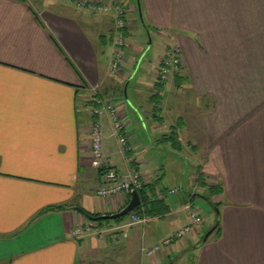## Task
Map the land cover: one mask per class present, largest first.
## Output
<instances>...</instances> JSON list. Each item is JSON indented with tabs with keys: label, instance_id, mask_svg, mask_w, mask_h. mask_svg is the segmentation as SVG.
Instances as JSON below:
<instances>
[{
	"label": "crops",
	"instance_id": "obj_1",
	"mask_svg": "<svg viewBox=\"0 0 264 264\" xmlns=\"http://www.w3.org/2000/svg\"><path fill=\"white\" fill-rule=\"evenodd\" d=\"M69 1L75 7L61 0H0V264H88L97 258L99 264H175L173 256L195 232L157 256L141 252L143 244L153 246L189 222L183 204L194 201L180 195L173 203L172 191V210L134 224L126 238L119 232L103 239L72 234L79 225L98 226L78 206L112 214L125 205L120 196L98 195L103 180L92 165L91 99L114 104L130 137L127 153L110 149L106 138L109 166L124 174L135 160L145 183L164 188L150 163L134 157L140 144L129 131L127 106L166 127L161 106L167 84L188 91L189 101L173 96L180 113L164 134L177 127L182 147L194 151V182L202 174L204 182L224 188L212 197L219 208L210 204V227L220 219L219 234L213 231L200 246L190 243L194 264H264V0H135L136 10L127 0L130 41L119 74L111 70L114 17ZM136 15L162 44L142 68L147 43L134 37ZM170 43L182 47L183 65L157 99L152 80ZM123 82H129L125 95ZM131 98L142 103L140 111ZM112 118L104 113L100 122L112 125ZM58 205L64 207L46 210Z\"/></svg>",
	"mask_w": 264,
	"mask_h": 264
},
{
	"label": "built area",
	"instance_id": "obj_2",
	"mask_svg": "<svg viewBox=\"0 0 264 264\" xmlns=\"http://www.w3.org/2000/svg\"><path fill=\"white\" fill-rule=\"evenodd\" d=\"M79 7L87 10L90 13H106L114 17V36L113 45L115 48L114 59L112 61L111 70L114 74L122 71L123 65L127 59L125 48L130 41L124 32L127 26L125 15L128 8L125 6L123 0H76ZM182 47L178 43H170L165 50V53L159 59L155 69L158 73L152 80L153 86L156 82L164 84L169 76L182 68ZM155 67V66H154ZM156 92L161 90L155 89ZM97 106L92 108V113L95 118L90 124L91 144H92V165L97 169H102L101 176L103 185L98 189V195L106 198L120 196L123 204H126L128 196L133 190L139 191L144 185L142 172L136 167L131 166L126 173L120 174L116 169L109 166L105 161L103 152V134L102 124L99 116L103 113H110L112 115V134L121 145L122 152L127 153L130 150V137L123 131V123L119 120L115 110V106L101 98L95 99ZM132 161V160H131ZM172 192L174 190H171ZM161 197L162 194L160 193ZM184 210L189 216V222L176 232L170 234L163 240L147 246H141V252L147 256L154 257L162 252L164 248H170L176 242H184L186 238L193 232H197L199 226L203 222L202 214L195 206L188 202L184 205ZM150 217L146 214L138 215L131 214L126 222L113 223L109 226H92L90 224L83 226H76L72 234L77 237L85 235H95L99 238H105L108 234L120 233L121 238L128 236L127 230L134 224L140 223L146 225Z\"/></svg>",
	"mask_w": 264,
	"mask_h": 264
},
{
	"label": "rangeland",
	"instance_id": "obj_3",
	"mask_svg": "<svg viewBox=\"0 0 264 264\" xmlns=\"http://www.w3.org/2000/svg\"><path fill=\"white\" fill-rule=\"evenodd\" d=\"M65 4L69 6L75 7L74 3L69 0H61ZM125 5L127 6V0H123ZM136 6L135 10L137 8V4L135 3V0H131ZM137 17L138 21V28L136 32L134 31V37H136L139 42H146L147 43V51L146 55L144 56V63H142L141 68L144 66V64L153 58L155 56V50L160 49L162 44L157 45V40L152 35H148L146 30L142 27V23L140 19ZM107 37L110 36L107 31H105ZM90 34L93 35V32L90 31ZM136 34V35H135ZM93 37V36H92ZM108 39V38H107ZM109 39L107 40L108 45L110 44ZM153 43V47L151 46ZM151 47V48H150ZM139 64H137V69ZM123 71V68H122ZM136 71V68L134 70V73ZM119 74V73H118ZM126 83V85H128ZM165 94L162 100V115L164 116L165 122H167V126L165 124H159L158 121H155L151 116H147L142 119V115H139L138 112L135 113L132 111L131 106L132 104H128V114H130L131 121L133 122L132 126L129 128V131L134 136V143H139V147L135 151L137 154L134 157H138V160H144L148 161L149 164V170L150 172H156L158 174V182L160 186H166V187H173L171 190H177L174 191V194L170 195V199L175 201L176 196H182L187 200H191V195L195 189L194 186V174L197 171V167L194 165L195 160V154L194 151L187 147L183 146L180 149H175L171 142L167 141H159L158 138H161V136L165 133L164 131L170 130L171 122L170 119L178 116L180 113L179 111V105L175 102V99L173 98L174 95L178 94L180 96H183V98L180 99L179 103L184 101L185 99H188L189 92L186 90H178L177 87H170L169 84L166 85ZM126 99V96H124ZM132 99V98H131ZM92 101V99H91ZM189 101V99L187 100ZM133 105L137 106V109L140 111L143 108V105L140 101L133 100ZM134 109V108H133ZM138 114V115H136ZM142 116V117H141ZM142 119V124L139 122V119ZM161 125L164 129L163 130H156L155 126ZM102 134H103V143L105 142L106 138H108L109 141V147L110 149H113L114 151H118L119 143L117 142V139L112 134V126L111 124L108 126H105V124L102 123ZM120 156L119 163L121 166L124 165V159ZM131 167V166H130ZM126 173V172H125ZM156 180V181H157ZM193 205L197 210L202 212L204 215L203 218L205 219V222L203 221V228L201 231L195 232V239H190L188 241V246L182 247L179 249L178 253L173 256V258H176L175 264H194L195 261V253L194 248L191 246V242H196L198 244L202 238L212 229L210 227L211 223V214H214V210L211 208V203L207 200H204L203 198H200L198 196H195ZM174 203V202H173ZM179 206V204L177 205ZM182 206V204H180ZM184 206V204H183ZM182 206V207H183ZM130 217V216H129ZM128 220V217L125 218L123 222H126ZM165 220H169V217ZM168 222V221H167ZM177 231V230H176ZM174 231V232H176ZM173 232V233H174ZM190 244V245H189ZM194 244V245H196ZM92 260V259H91ZM92 260L88 264H99V261ZM108 262V261H107ZM166 264V263H165Z\"/></svg>",
	"mask_w": 264,
	"mask_h": 264
},
{
	"label": "trees",
	"instance_id": "obj_4",
	"mask_svg": "<svg viewBox=\"0 0 264 264\" xmlns=\"http://www.w3.org/2000/svg\"><path fill=\"white\" fill-rule=\"evenodd\" d=\"M119 86H120L119 90L121 91L122 95H125L126 82H123V84L121 83V85H119ZM155 87L156 88L158 87V89L160 90V88L163 87V84L160 82H156ZM153 95L157 99L160 98V96H161V94L159 92H155ZM91 102H92V108L97 106V102H96L95 98H93ZM92 108H91V112H92ZM155 112H158L157 108H156ZM94 118H95V116L92 113L91 122ZM99 119H100V116H99ZM171 129H172V131H170L169 133L164 134L162 136V140L167 141V142H171L172 146L175 149H180L182 147V145H181V142L177 138V130H176L177 127H174V128L171 127ZM131 163H132V166L137 165L135 160H132ZM99 171L101 173L102 169H99ZM194 183H196V185L194 184L195 185V189H194L195 192L193 191V193L191 195V201H193L195 195L196 196L201 195L208 202H210L212 205H214L215 208H219L220 204L214 202L212 200V197L214 195L220 194L224 191L222 183L208 184V183L203 181L202 174H200L198 177L195 178ZM198 185H200L201 187H206L205 192H202V189L201 188L199 189ZM174 191H176V190H174ZM138 192H139L140 199H141L140 205L137 206L132 213H130L126 216L120 217V218L101 219L100 216L102 214L87 211L86 209H84L81 206H78L77 208L87 219L92 220L94 222H97L98 226H100V227H103L110 222H114V223L123 222L126 217L129 218V216L133 213L138 214V215L146 214L148 217H164L165 215H167L172 210L171 204L168 201V198H169L168 196L171 193V189L166 188V187L158 188L156 185V182H154V183H145L144 182L142 189H140ZM160 193L162 194L161 197L159 196ZM130 200H131V194L128 196L127 202L122 208H124L129 203ZM63 207H64V205H58L55 207H49L46 210H49L51 208L55 209V208H63ZM219 230H220V219L217 220V224L215 225L214 231L219 234Z\"/></svg>",
	"mask_w": 264,
	"mask_h": 264
},
{
	"label": "water",
	"instance_id": "obj_5",
	"mask_svg": "<svg viewBox=\"0 0 264 264\" xmlns=\"http://www.w3.org/2000/svg\"><path fill=\"white\" fill-rule=\"evenodd\" d=\"M126 90V87H125ZM141 203V199H140V195L139 192L137 190H133L131 192V200L129 201V203L122 208L120 211L113 213V214H102L100 216L101 219H116V218H120L123 216H126L130 213H132L135 208L137 206H139ZM215 227L212 228L203 238L202 240L198 243V246L202 245L204 242H206V240L210 237V235L212 234V232L214 231Z\"/></svg>",
	"mask_w": 264,
	"mask_h": 264
}]
</instances>
